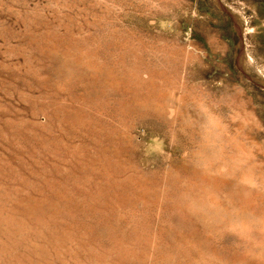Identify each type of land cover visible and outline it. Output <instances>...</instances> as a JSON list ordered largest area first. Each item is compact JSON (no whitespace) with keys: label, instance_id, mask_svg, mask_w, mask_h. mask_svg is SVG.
<instances>
[{"label":"rangeland","instance_id":"374dc122","mask_svg":"<svg viewBox=\"0 0 264 264\" xmlns=\"http://www.w3.org/2000/svg\"><path fill=\"white\" fill-rule=\"evenodd\" d=\"M250 219L264 0H0V264H264Z\"/></svg>","mask_w":264,"mask_h":264},{"label":"clouds","instance_id":"9594fccd","mask_svg":"<svg viewBox=\"0 0 264 264\" xmlns=\"http://www.w3.org/2000/svg\"><path fill=\"white\" fill-rule=\"evenodd\" d=\"M218 120L215 117H209V124L212 127L218 126ZM259 221L248 220L238 221L233 228L236 239L241 243L254 242L258 247H264V230L257 227Z\"/></svg>","mask_w":264,"mask_h":264}]
</instances>
